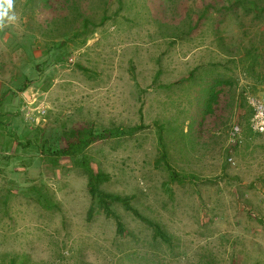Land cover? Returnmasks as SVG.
<instances>
[{
  "label": "rangeland",
  "instance_id": "rangeland-1",
  "mask_svg": "<svg viewBox=\"0 0 264 264\" xmlns=\"http://www.w3.org/2000/svg\"><path fill=\"white\" fill-rule=\"evenodd\" d=\"M223 4L14 0L0 28V264H264V134L247 102L264 82L222 47L264 23ZM82 128L101 134L83 150L109 175L100 187L130 195L166 241L113 202L118 234L81 157L33 143L60 148Z\"/></svg>",
  "mask_w": 264,
  "mask_h": 264
},
{
  "label": "trees",
  "instance_id": "trees-1",
  "mask_svg": "<svg viewBox=\"0 0 264 264\" xmlns=\"http://www.w3.org/2000/svg\"><path fill=\"white\" fill-rule=\"evenodd\" d=\"M237 8L242 9L243 14L249 15L251 20V26L256 27L260 23H264V0H224V4L219 7L218 12L226 10L235 11ZM257 22V24H256ZM241 23L240 25H242ZM244 27V25L240 26ZM245 36H248L247 30H244ZM224 47V51L230 53L234 59L241 66L243 73L253 79L264 82V28L258 30L248 38L247 42H239L234 48ZM217 92L213 89L209 91L207 97V108L210 109L212 102L216 99ZM252 110L249 109V118ZM135 129V128H134ZM76 135L74 138L67 140L66 144L60 148H54L49 144L48 140L43 139L39 141L37 136L34 137L33 143H38L39 148H45L48 153L54 156L56 159L60 156H66L70 158H80V164L83 166L87 176V189L91 196V199L104 210L107 216H111L115 219L116 232L124 235L125 228L119 217V215L111 208V203H120L123 208L131 212L135 217L146 223L152 228L154 235L166 241L168 235L162 228L161 224L157 221L151 220L140 213V211L131 203L130 195H121L115 192H109L102 189L100 186L103 182L109 179V175L101 170H94L87 160V157L83 154V150L92 143L100 133L96 134L91 129H78L74 132ZM103 133V132H102ZM33 141V140H32ZM31 143V141H27ZM163 157L164 153L162 154ZM170 167L169 165H167ZM32 192L34 200L45 209H57L59 208V202L51 195L43 186H37L33 184L27 188ZM92 207L88 210V216L92 214Z\"/></svg>",
  "mask_w": 264,
  "mask_h": 264
},
{
  "label": "built area",
  "instance_id": "built-area-1",
  "mask_svg": "<svg viewBox=\"0 0 264 264\" xmlns=\"http://www.w3.org/2000/svg\"><path fill=\"white\" fill-rule=\"evenodd\" d=\"M247 102L252 110L249 119L251 128L255 132L264 134V87L257 96H248ZM236 131H238L237 126L235 127Z\"/></svg>",
  "mask_w": 264,
  "mask_h": 264
},
{
  "label": "clouds",
  "instance_id": "clouds-1",
  "mask_svg": "<svg viewBox=\"0 0 264 264\" xmlns=\"http://www.w3.org/2000/svg\"><path fill=\"white\" fill-rule=\"evenodd\" d=\"M14 0H0V28L15 22Z\"/></svg>",
  "mask_w": 264,
  "mask_h": 264
}]
</instances>
